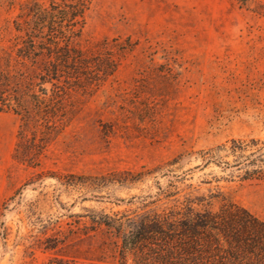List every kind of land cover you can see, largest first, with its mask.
I'll return each mask as SVG.
<instances>
[{"label": "rangeland", "instance_id": "374dc122", "mask_svg": "<svg viewBox=\"0 0 264 264\" xmlns=\"http://www.w3.org/2000/svg\"><path fill=\"white\" fill-rule=\"evenodd\" d=\"M31 2L49 0H0V56ZM77 41L102 77L72 86L63 122L49 130L0 111V161L11 153L0 264H119L102 214H153L178 199L233 201L264 219V177L203 157L264 141V0H92ZM98 55L114 60L112 74Z\"/></svg>", "mask_w": 264, "mask_h": 264}, {"label": "trees", "instance_id": "16d2710c", "mask_svg": "<svg viewBox=\"0 0 264 264\" xmlns=\"http://www.w3.org/2000/svg\"><path fill=\"white\" fill-rule=\"evenodd\" d=\"M91 4L49 0L23 6L14 21L18 34L12 49L0 56V111L54 130L63 122V104L72 86L84 76L89 84L102 77L91 71L93 58L77 41ZM94 58L106 63L107 69H99L102 75L115 71L109 56ZM223 151L234 157L233 164ZM205 154L207 161L235 168L244 178L264 177V141L233 139L231 145ZM184 202L178 199L153 214H102L98 221L116 238L119 264H127L128 256L134 264H264V219L233 201L218 210Z\"/></svg>", "mask_w": 264, "mask_h": 264}, {"label": "crops", "instance_id": "0c3cea01", "mask_svg": "<svg viewBox=\"0 0 264 264\" xmlns=\"http://www.w3.org/2000/svg\"><path fill=\"white\" fill-rule=\"evenodd\" d=\"M14 146V141H13ZM13 149V148H12ZM12 151V150H11ZM3 157L1 158L0 165V206L5 199V197L8 195V167H9V158L11 156L10 150H5L3 153H1Z\"/></svg>", "mask_w": 264, "mask_h": 264}]
</instances>
